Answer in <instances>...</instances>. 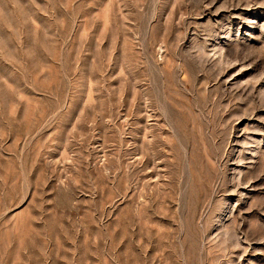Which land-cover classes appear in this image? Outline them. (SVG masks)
<instances>
[{
  "label": "rangeland",
  "instance_id": "374dc122",
  "mask_svg": "<svg viewBox=\"0 0 264 264\" xmlns=\"http://www.w3.org/2000/svg\"><path fill=\"white\" fill-rule=\"evenodd\" d=\"M0 264H264V0H0Z\"/></svg>",
  "mask_w": 264,
  "mask_h": 264
}]
</instances>
